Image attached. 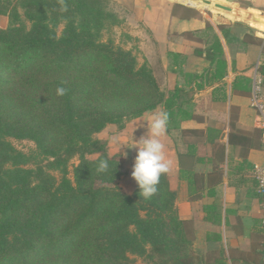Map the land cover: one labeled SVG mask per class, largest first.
<instances>
[{
    "label": "trees",
    "instance_id": "1",
    "mask_svg": "<svg viewBox=\"0 0 264 264\" xmlns=\"http://www.w3.org/2000/svg\"><path fill=\"white\" fill-rule=\"evenodd\" d=\"M110 3L0 0L7 18L0 26V264H133L130 254L151 264H224L221 250H194L165 173L150 199L136 182L131 194L122 192L118 155L95 136L158 107L169 114L167 130L194 116L188 92L165 91L131 48L103 38L122 23ZM212 30L207 23L206 36L184 35L205 40L194 52L220 79L227 64ZM11 139L34 148L24 152ZM105 159L109 170L100 173Z\"/></svg>",
    "mask_w": 264,
    "mask_h": 264
},
{
    "label": "crops",
    "instance_id": "2",
    "mask_svg": "<svg viewBox=\"0 0 264 264\" xmlns=\"http://www.w3.org/2000/svg\"><path fill=\"white\" fill-rule=\"evenodd\" d=\"M211 1L239 11L225 12L192 0H111L123 11L115 10L120 25L135 22L139 33H127L138 44V53L152 46L147 61L160 87L167 92L181 87L191 99L194 116L167 130L160 140L169 163L165 175L175 193L174 208L193 229L194 250H221L224 264H264L263 197L252 176L253 165L264 161V142L251 105L256 66L264 96V0ZM207 23L221 42L227 64L220 79L210 78L207 70L213 65L194 52L207 46L205 40L184 35H204ZM234 23L249 32L237 37L230 31ZM220 24L228 32L223 33ZM161 111L158 107L152 115Z\"/></svg>",
    "mask_w": 264,
    "mask_h": 264
},
{
    "label": "rangeland",
    "instance_id": "3",
    "mask_svg": "<svg viewBox=\"0 0 264 264\" xmlns=\"http://www.w3.org/2000/svg\"><path fill=\"white\" fill-rule=\"evenodd\" d=\"M110 7L113 10L118 9L120 14H123L122 9L120 10V7H116V4L114 2L110 3ZM211 9L214 10V8L212 7ZM214 11H215L214 13L223 14V12H217V10ZM6 23H7V18L5 16L0 17V26H5ZM134 23L135 22L133 21L131 22L129 21L124 26L122 25L116 26L112 29L111 34L105 33L103 38L106 39L108 35L112 36L116 43L122 45L125 48H131L132 51L136 54L138 62L140 64L143 62L148 63L149 59L151 60L152 58V46L146 45L145 47L146 52L143 53V51H140L138 53L139 49L137 48L138 44L136 43V41L132 39H128L126 37V35H129L127 31L132 34L139 33V30L135 28ZM0 86H2L1 81H0ZM151 116H152V111L148 112V114H146L140 120L137 121L131 120L127 122L122 129H119L115 125H110L105 130L95 134L97 138L106 141L107 152L109 155H114V154L118 155L117 159L120 161L121 164L122 175L116 181V184L118 185L120 190L126 194H131L135 187V181L134 179L131 178V171L135 156L137 154V149L135 147L130 149L127 148L132 146L131 134L133 136V140L137 142L140 140L142 136L148 137ZM11 140L16 148L24 152H29L31 149L34 148V143L30 140L27 139H22V140L11 139ZM121 152L126 153V156L121 155L122 154ZM97 156L98 154H92V155H88L87 157L93 159L96 158ZM77 162H78L77 159H73L71 163L73 165L76 164ZM129 256L132 259L133 264H151L149 259L145 255L140 256V255L130 254Z\"/></svg>",
    "mask_w": 264,
    "mask_h": 264
},
{
    "label": "clouds",
    "instance_id": "4",
    "mask_svg": "<svg viewBox=\"0 0 264 264\" xmlns=\"http://www.w3.org/2000/svg\"><path fill=\"white\" fill-rule=\"evenodd\" d=\"M66 91L67 89L64 87H58L56 94L63 96ZM168 124L169 114L166 111L152 115L150 117L149 136H142L137 142L133 140L131 134L132 146L127 147L129 149L133 147L137 149L131 171V178L134 179L140 189V197L145 200L157 194L161 175L169 171V163L164 155V145L160 140V137L166 134ZM121 153V155L126 156V153ZM109 167L108 160H101L98 164L97 171L104 173L109 170Z\"/></svg>",
    "mask_w": 264,
    "mask_h": 264
},
{
    "label": "built area",
    "instance_id": "5",
    "mask_svg": "<svg viewBox=\"0 0 264 264\" xmlns=\"http://www.w3.org/2000/svg\"><path fill=\"white\" fill-rule=\"evenodd\" d=\"M258 66H256L255 71L251 77L252 79V93H251V105L257 112V122L259 128L261 129L262 139L264 142V96L262 93V79L261 75L258 73ZM252 176L256 180L257 186L256 190L263 197L262 202V215H261V225L264 227V161L261 164H254L252 167Z\"/></svg>",
    "mask_w": 264,
    "mask_h": 264
},
{
    "label": "water",
    "instance_id": "6",
    "mask_svg": "<svg viewBox=\"0 0 264 264\" xmlns=\"http://www.w3.org/2000/svg\"><path fill=\"white\" fill-rule=\"evenodd\" d=\"M192 1H196L204 5H212L216 9H219L225 12H230V13L233 12L234 10H238V9H234L233 7L229 5H225L223 3H219L216 1L213 2L211 0H192ZM230 31L237 37H242L246 32H249L246 26L242 24H237V23H234L233 25H231Z\"/></svg>",
    "mask_w": 264,
    "mask_h": 264
}]
</instances>
